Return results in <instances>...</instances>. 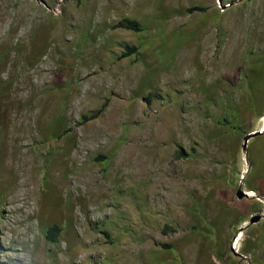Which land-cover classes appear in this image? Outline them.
Instances as JSON below:
<instances>
[{
	"label": "rangeland",
	"instance_id": "1",
	"mask_svg": "<svg viewBox=\"0 0 264 264\" xmlns=\"http://www.w3.org/2000/svg\"><path fill=\"white\" fill-rule=\"evenodd\" d=\"M0 264H264V0H0Z\"/></svg>",
	"mask_w": 264,
	"mask_h": 264
},
{
	"label": "trees",
	"instance_id": "2",
	"mask_svg": "<svg viewBox=\"0 0 264 264\" xmlns=\"http://www.w3.org/2000/svg\"><path fill=\"white\" fill-rule=\"evenodd\" d=\"M119 26L136 32L141 31L140 24L137 21H133V20H124L119 24ZM128 50H129L128 52L129 54H127V56L135 52V48H130ZM61 232L62 229L58 225H54L47 230L46 237L51 242H57Z\"/></svg>",
	"mask_w": 264,
	"mask_h": 264
},
{
	"label": "water",
	"instance_id": "3",
	"mask_svg": "<svg viewBox=\"0 0 264 264\" xmlns=\"http://www.w3.org/2000/svg\"><path fill=\"white\" fill-rule=\"evenodd\" d=\"M261 134H263L262 131L253 132V133H251V134H248V135L245 137V139H244V144H243V149H244V151L248 148V142L250 141V139H252V138H254V137H257V136H259V135H261ZM237 196H238V198L241 199V198H243L244 196H247V194L244 193L242 190H239V191L237 192ZM260 219H261V216H254V217H252V218L250 219V223H251V224L257 223V222L260 221Z\"/></svg>",
	"mask_w": 264,
	"mask_h": 264
}]
</instances>
